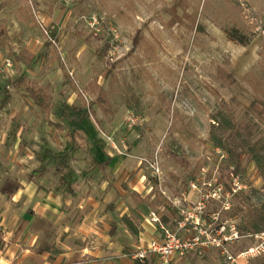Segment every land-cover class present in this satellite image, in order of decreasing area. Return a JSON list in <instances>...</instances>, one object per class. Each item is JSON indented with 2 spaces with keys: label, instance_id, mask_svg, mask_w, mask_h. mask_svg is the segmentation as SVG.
I'll return each instance as SVG.
<instances>
[{
  "label": "rangeland",
  "instance_id": "rangeland-1",
  "mask_svg": "<svg viewBox=\"0 0 264 264\" xmlns=\"http://www.w3.org/2000/svg\"><path fill=\"white\" fill-rule=\"evenodd\" d=\"M20 73L51 89L53 109L11 86L0 112V197L57 202L46 205L47 233L9 248L17 263L45 264L66 243L101 247L121 234L116 210L131 212L122 218L128 244L119 236L124 249L106 252L117 264L162 239L153 211L175 230L187 212L183 234L264 215L255 163L242 156L235 174L211 132L226 116L251 125V142L264 146V117L249 111L264 101V0H0V86ZM103 92L107 110L97 103ZM40 165L47 173L31 180ZM2 213L0 204V225ZM239 233L226 244L237 264H264V254L238 259L257 244ZM6 245L0 240V252ZM221 252L171 264H228Z\"/></svg>",
  "mask_w": 264,
  "mask_h": 264
},
{
  "label": "crops",
  "instance_id": "crops-1",
  "mask_svg": "<svg viewBox=\"0 0 264 264\" xmlns=\"http://www.w3.org/2000/svg\"><path fill=\"white\" fill-rule=\"evenodd\" d=\"M61 154H66L65 149L61 152ZM40 167L44 166L40 165L36 169H39ZM35 178L30 179L33 180ZM117 194L118 192L116 191V195ZM54 198L55 197H0L1 210H3V221L0 227L4 228L5 233L4 236H2V233H0V240H3V242L7 244L4 250L5 254L0 252L1 254L5 255V257H3L4 261L2 260L0 264H19L11 258L9 248L12 249L14 247H17L19 246V243H22V241L34 236L35 238L33 242L36 243L38 234L43 232L47 233V229H49V226H51L50 223L52 222L49 221L51 214L48 211V207L46 205L51 206L55 201ZM119 199L122 200L123 197H111L112 201H120ZM130 215L131 212L128 210H116L114 213H112V216L115 219H118L115 221V225L116 228L121 231V234L113 233L110 237V242L106 244H100L101 247H98L97 249L95 247H86L81 243H79V245H70L69 243H66L64 245H56V247L58 248V250L55 251L56 254L50 255V258L47 257V259H45V264H72L75 260L84 258H95L98 262H100L95 264H117V261H115V259H112V256L115 253L113 252V254H111L106 252L124 249L123 246L118 245L120 239L119 236H123L122 240L124 239V243L128 244L130 234L127 226H125V222L122 221V218H127ZM152 241L146 240L140 248H144ZM47 249L48 247H46V250ZM49 249L53 250V247H49ZM98 250L101 251L98 252ZM175 261V263H177V261L179 260ZM132 264L138 263L134 262Z\"/></svg>",
  "mask_w": 264,
  "mask_h": 264
},
{
  "label": "trees",
  "instance_id": "trees-1",
  "mask_svg": "<svg viewBox=\"0 0 264 264\" xmlns=\"http://www.w3.org/2000/svg\"><path fill=\"white\" fill-rule=\"evenodd\" d=\"M52 36L54 37V35ZM11 86L26 91L38 107L44 110L48 115L51 114L53 109V94L51 89L29 79L26 73H20L13 80L7 81L0 86V112L4 110L13 99L10 91ZM97 103L103 110H107L105 107L104 92L99 95ZM249 111L253 115L263 118L264 101L262 99H255L249 107ZM216 125L212 127L211 131L214 139L213 141L218 148H221L227 153L229 168H233V172L237 174L241 169V157L246 155L255 163L261 177L264 179V146H259L251 142V139L254 137L253 127L251 125H238L226 116L216 119ZM69 148L70 145L65 148V152H67ZM45 173V167H40L30 174V178L39 177ZM163 222L169 225V217H164ZM238 229L240 232L245 231L252 234L263 232L264 215L256 213L249 216L248 220L239 226ZM136 263L139 264L137 261Z\"/></svg>",
  "mask_w": 264,
  "mask_h": 264
},
{
  "label": "built area",
  "instance_id": "built-area-1",
  "mask_svg": "<svg viewBox=\"0 0 264 264\" xmlns=\"http://www.w3.org/2000/svg\"><path fill=\"white\" fill-rule=\"evenodd\" d=\"M49 39L54 42L50 37ZM7 69H12V63L9 60H7ZM174 204L176 205V203ZM203 209L204 207H199L198 210L202 212ZM160 210H164V208ZM181 215L185 216V219L177 223L180 227L175 230L172 227L164 225L161 221V215L153 211L150 214V218L153 223L160 225L163 234L162 239L150 242L135 253L132 258L139 262V264H171L173 260L183 258L191 252L205 255L212 249H220L228 264H237V257L229 254L226 249V244L233 243L242 237L237 226L234 224H230L228 227L221 225L216 230V234H214L204 229V227L198 230L201 226L199 220L195 226L196 230H198L197 232L183 234L180 231L187 226L186 222H189L190 219L187 217V212L185 211H182ZM253 237L257 240V244L239 255L238 259L242 257L255 258L264 254V231L253 235Z\"/></svg>",
  "mask_w": 264,
  "mask_h": 264
}]
</instances>
